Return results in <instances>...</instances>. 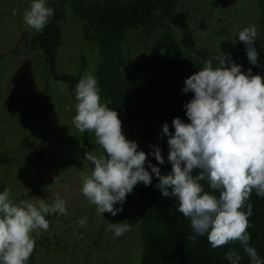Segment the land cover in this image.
I'll return each mask as SVG.
<instances>
[{
    "label": "clouds",
    "instance_id": "clouds-1",
    "mask_svg": "<svg viewBox=\"0 0 264 264\" xmlns=\"http://www.w3.org/2000/svg\"><path fill=\"white\" fill-rule=\"evenodd\" d=\"M53 15L46 0H32L23 20L30 29L42 33ZM257 35V28L250 25L239 31L238 39L246 45L249 62L260 67L254 46ZM182 91L194 94L184 104L189 122L175 117L174 133L163 124L171 170L161 174L158 165L165 159L160 147L150 145V154L158 162L152 164L148 154L138 151L135 140L126 139L118 113L108 107L110 100L101 101L96 77L86 73L80 78L72 122L79 132L94 134V143L103 150L98 155L85 153L92 169L81 176L82 194L99 214L115 216L123 210L134 186L141 182L150 185L154 174L162 196L175 198L177 211L190 219L193 240L207 235L213 249L238 241L251 264H264L250 246L247 231L252 215V205L247 202L253 191L264 197V77L253 74L251 68L242 71L241 65L223 53L209 58L187 77ZM205 180L211 191L201 183ZM117 203L119 208L114 207ZM66 204L58 194L52 204L44 199L16 203L11 189L4 188L0 192V264H28L41 231L50 227L46 215H67ZM86 221V217L81 218L77 226ZM107 230L120 237L131 230V224L110 223ZM225 256L231 264L241 260L234 250Z\"/></svg>",
    "mask_w": 264,
    "mask_h": 264
},
{
    "label": "rangeland",
    "instance_id": "rangeland-1",
    "mask_svg": "<svg viewBox=\"0 0 264 264\" xmlns=\"http://www.w3.org/2000/svg\"><path fill=\"white\" fill-rule=\"evenodd\" d=\"M31 2L0 0V156L5 154L8 159L0 162V192L11 189L16 203L44 199L52 204L58 194L67 201V215H46L50 227L41 231L28 264H140V190L134 186L115 216L99 214L82 194L81 176L92 169L83 151L87 140L96 144L95 137L76 129L72 121L77 102L69 86L48 73L37 41L39 33L23 20ZM70 2L46 0L54 13L61 12L62 41L56 66L80 78L86 73L96 77L100 50L84 38L85 22L74 15ZM258 22V0H179L170 20L186 59L206 61L224 53L241 66L238 33L250 25L259 32ZM140 45L133 35L126 45L130 60L140 56ZM37 103L51 106L44 120L32 112ZM118 116L126 139L135 140L132 128ZM102 151L97 145L89 152L98 155ZM84 217L85 225L78 227ZM118 222L130 223L131 230L115 237L107 229Z\"/></svg>",
    "mask_w": 264,
    "mask_h": 264
},
{
    "label": "trees",
    "instance_id": "trees-1",
    "mask_svg": "<svg viewBox=\"0 0 264 264\" xmlns=\"http://www.w3.org/2000/svg\"><path fill=\"white\" fill-rule=\"evenodd\" d=\"M179 0H71L74 15L85 22L84 38L96 45L101 54V63L96 72L101 101L110 100L109 108L114 109L132 128L133 137L140 149L148 154L147 159L157 164L150 153V145H158L165 159L158 165L161 174L171 170L167 160L168 137L162 134V126L167 123L174 133L172 121L180 117L189 122L184 104L193 98V93H184L182 88L187 77L198 72L205 61L189 60L184 56L180 43L176 40L170 20L176 13ZM259 32L255 48L259 55L257 67L252 65L246 54V45L237 38L239 57L243 71L252 69L253 74L264 77V0H258ZM61 12L56 11L38 36V45L43 52L48 73L69 86L75 100L76 85L80 77L60 72L56 66L57 50L61 45ZM134 35L140 42V56L130 60L126 45ZM76 101V100H75ZM77 102V101H76ZM48 103H37L32 112L38 120L50 114ZM86 152L97 147L88 140ZM8 160L0 156V162ZM147 167V163L145 165ZM150 172L151 170L148 169ZM195 174V173H194ZM158 178L153 174L152 183L135 185L141 193L143 249L140 264H231L225 254L236 251L239 264H251L242 245L237 241L213 249L207 235L192 239L194 233L189 218L177 211L175 198L162 196L156 187ZM206 191H211L208 182H201ZM219 196V192H215ZM247 203L252 205L249 217L250 246L255 247L264 259V197L252 192Z\"/></svg>",
    "mask_w": 264,
    "mask_h": 264
}]
</instances>
